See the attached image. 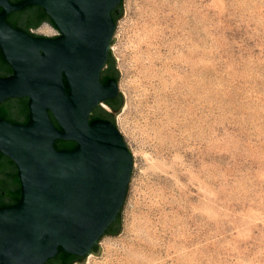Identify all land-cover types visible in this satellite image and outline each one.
Returning a JSON list of instances; mask_svg holds the SVG:
<instances>
[{
	"label": "rangeland",
	"instance_id": "obj_1",
	"mask_svg": "<svg viewBox=\"0 0 264 264\" xmlns=\"http://www.w3.org/2000/svg\"><path fill=\"white\" fill-rule=\"evenodd\" d=\"M121 6L109 52L132 168L120 231L81 264H264V0Z\"/></svg>",
	"mask_w": 264,
	"mask_h": 264
},
{
	"label": "water",
	"instance_id": "obj_2",
	"mask_svg": "<svg viewBox=\"0 0 264 264\" xmlns=\"http://www.w3.org/2000/svg\"><path fill=\"white\" fill-rule=\"evenodd\" d=\"M121 1L0 0V264L82 262L120 231L132 157L109 49ZM42 22L59 35L29 32Z\"/></svg>",
	"mask_w": 264,
	"mask_h": 264
},
{
	"label": "flooded vegetation",
	"instance_id": "obj_3",
	"mask_svg": "<svg viewBox=\"0 0 264 264\" xmlns=\"http://www.w3.org/2000/svg\"><path fill=\"white\" fill-rule=\"evenodd\" d=\"M100 77H101V74H100ZM98 107L104 112H106L107 114L113 113L112 109L108 105H106L104 102H101ZM72 264H81V262L75 261Z\"/></svg>",
	"mask_w": 264,
	"mask_h": 264
},
{
	"label": "trees",
	"instance_id": "obj_4",
	"mask_svg": "<svg viewBox=\"0 0 264 264\" xmlns=\"http://www.w3.org/2000/svg\"><path fill=\"white\" fill-rule=\"evenodd\" d=\"M116 21H117V19L115 20L114 24L116 23ZM43 23L48 24L47 22H42L41 24H43ZM41 24H40V25H41ZM40 25H39V26H40ZM48 25H49V24H48ZM39 26H38V27H39ZM38 27H37V28H38ZM52 28H53V27H52ZM31 29H32V28H29V32H30ZM53 29H54V28H53ZM55 30H56V29H55ZM106 65H108V64L106 63ZM100 81H101V77H100ZM116 82H117V81H116Z\"/></svg>",
	"mask_w": 264,
	"mask_h": 264
}]
</instances>
